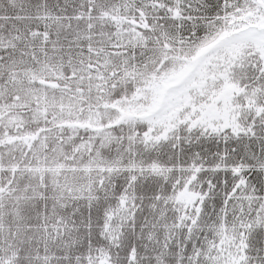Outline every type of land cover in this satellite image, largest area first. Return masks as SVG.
Listing matches in <instances>:
<instances>
[{
	"label": "snow or ice",
	"instance_id": "snow-or-ice-1",
	"mask_svg": "<svg viewBox=\"0 0 264 264\" xmlns=\"http://www.w3.org/2000/svg\"><path fill=\"white\" fill-rule=\"evenodd\" d=\"M0 264H264V0H0Z\"/></svg>",
	"mask_w": 264,
	"mask_h": 264
}]
</instances>
